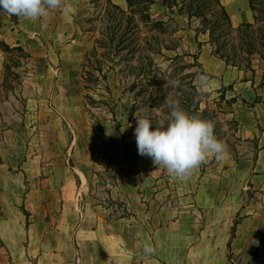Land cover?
I'll list each match as a JSON object with an SVG mask.
<instances>
[{"label": "crops", "instance_id": "1", "mask_svg": "<svg viewBox=\"0 0 264 264\" xmlns=\"http://www.w3.org/2000/svg\"><path fill=\"white\" fill-rule=\"evenodd\" d=\"M247 16L252 18V13ZM30 23L0 13V36L11 45H24L30 36L15 27ZM45 118L44 127L51 129L52 137L43 140V166L37 155L17 143L26 128L19 133L9 127L0 147V187L15 166L25 164L20 173L34 175L39 169L44 173L41 180L24 183L26 198L21 206L28 217L20 210L26 219L25 238L21 228L11 233V257L23 259L22 264H228L233 219L238 214L245 216L243 220L251 217L248 189L264 187L262 123L257 124L261 133L255 160L210 170L195 185L196 170L186 180L171 183L163 176L166 170L138 154L137 145L133 156L116 157L108 167L98 164L86 142L81 144L75 136L68 140L55 111H48ZM107 168L116 178L105 182L103 199L124 202L127 217L112 219L107 207L91 202L95 172ZM9 188L13 189L4 187ZM238 238L233 236L230 247ZM145 243L155 248L153 254L144 253Z\"/></svg>", "mask_w": 264, "mask_h": 264}, {"label": "rangeland", "instance_id": "2", "mask_svg": "<svg viewBox=\"0 0 264 264\" xmlns=\"http://www.w3.org/2000/svg\"><path fill=\"white\" fill-rule=\"evenodd\" d=\"M113 1L127 8L125 0ZM222 1L235 26L253 21V16H247V13L251 12L247 0ZM67 4L71 9L68 13L59 9L49 10L47 17L31 21L24 28L16 24L15 28L19 32L23 31L30 36L23 43L30 58H20L21 62L13 69L19 72L23 70L22 66L27 67V73L21 74V83H12L16 89L11 86L0 87V147L5 144V130L9 127L14 126V131L19 133L26 128V135L21 133L23 138L17 134V143L32 155H37V163L43 166L46 163L42 157L43 146L46 145L43 140L52 137L49 135L51 129L44 127L47 123L45 117L48 111H55L59 115V128L61 126L67 132L68 140L75 136L81 140V144L86 142L92 150L93 161L107 166L116 157L133 156L136 153L133 148L137 145L134 135L137 111L131 113L135 101L133 89L128 84H118V74H115L117 71L109 72L106 80H88L83 83L81 64L85 51L91 45L89 36L84 34L87 27L84 18L89 15L90 3L89 0H67ZM155 10L162 11L158 5ZM180 23L188 28L186 19H181ZM180 33L183 35L184 51L196 53L198 47L194 30ZM200 39L204 41L200 62L209 74L207 96L202 98L201 108L208 107L213 110L212 114L209 113L211 111L207 115L204 113L202 118L208 117L215 122V135L227 145L229 154L223 161L210 157L207 162L201 164L195 172V185L199 183L200 177L210 170H225L235 162L255 160L261 133L257 124L262 123L264 127V86H253L251 81H243L242 79L250 76L251 72H241L236 67L227 66L213 53L211 45L207 42L208 36L201 35ZM3 61L4 56L0 51V84L3 78ZM122 75L125 76L126 72L120 73L119 78ZM256 79L258 84L260 79ZM197 83L200 84L199 81ZM182 88L188 89L187 86ZM171 90L175 93L177 88L171 87ZM222 94L227 99L234 100L224 101ZM257 94L262 98L253 106L250 105ZM243 98L249 103L243 101ZM140 105L137 110L147 118L153 119V116L150 117L146 113L149 112L148 103L140 102ZM181 108L189 113L187 103L181 105ZM193 108L194 106L190 107L191 110ZM167 110V105L163 103L156 112V118L168 119L170 114ZM155 127L153 121L152 130H155ZM45 131L48 134H45ZM2 168L6 170V166ZM24 168H27L25 164L23 168L19 166L17 169L15 166L14 171L12 169L11 173L6 172L7 176L3 177V186L10 185L13 189L0 187V229L8 248L6 251L0 247V264H22L19 261L23 259L16 255L15 258L10 256L14 249L10 235L14 230L19 232L21 228V235L25 238L26 219L20 210L26 198L24 183L33 184L44 177L40 169L34 175L26 174V171L20 173ZM163 176L168 178L169 182L175 183L167 173ZM115 178L116 175L108 168L95 172L96 184L92 186L93 192L91 191L89 196L91 202L107 207L112 219L129 215L124 202L103 199L107 189L105 182L113 183ZM248 191L250 209H253L254 213L246 220H243L244 215L238 214L234 217L233 233L234 237L239 238L233 240L234 244L228 251V264H264V187L257 190L249 188Z\"/></svg>", "mask_w": 264, "mask_h": 264}, {"label": "trees", "instance_id": "3", "mask_svg": "<svg viewBox=\"0 0 264 264\" xmlns=\"http://www.w3.org/2000/svg\"><path fill=\"white\" fill-rule=\"evenodd\" d=\"M125 1L127 8L113 0H89L84 34L89 36L91 45L85 51L81 76L85 83L88 80H106L109 72L117 71L118 84H128L133 89L135 101L131 113L138 111L140 102H146L149 107L146 113L157 119L158 108L171 95L179 101L180 106L187 103L192 115L202 118L204 113L207 115L211 111L209 113L212 114V109L201 108L202 98L207 93L198 90L196 81L197 75L209 76L200 62L204 44L201 35L208 36L207 42L213 53L227 66L236 67L241 72H251L243 81H251L253 86H264V0H247L253 21L238 26L234 25L222 0ZM156 5L162 11H156ZM181 19H186L188 28L181 25ZM191 29L195 32L196 53L184 51L182 46L183 35L180 32ZM0 51L4 56L0 87L16 89L12 83H21V74L27 73V67L22 66L23 70L19 72L13 69L21 62L20 58L28 60L30 54L23 45L12 46L2 38ZM123 72L126 75L119 78ZM258 77L260 82L257 84ZM177 80L180 86L175 93L171 87L165 89L167 81ZM184 86L188 89H183ZM222 95L224 101L234 100ZM260 98L261 95L257 94L250 105L253 106ZM243 101L249 103L245 98ZM191 106H194L192 110ZM167 113L170 114V110ZM204 119L210 120L208 117ZM21 210L28 217L29 212L23 205ZM233 236L228 243L229 249ZM0 247L8 251L1 234Z\"/></svg>", "mask_w": 264, "mask_h": 264}, {"label": "clouds", "instance_id": "4", "mask_svg": "<svg viewBox=\"0 0 264 264\" xmlns=\"http://www.w3.org/2000/svg\"><path fill=\"white\" fill-rule=\"evenodd\" d=\"M56 9L64 13L71 11L67 0H0V13L32 22L47 17L49 10ZM196 80L200 82L198 90L201 93L208 91L206 75H197ZM179 86L178 80L167 81L165 89ZM165 104L170 110V119H150L139 111L135 114L134 135L139 155L151 158L155 166L166 170L174 180H186L210 157L217 161L228 157L227 145L215 135L214 121L189 114L171 95L166 97ZM153 121L155 130H152ZM154 252L150 243L144 244L145 254Z\"/></svg>", "mask_w": 264, "mask_h": 264}]
</instances>
